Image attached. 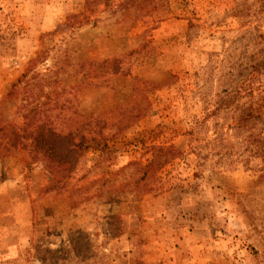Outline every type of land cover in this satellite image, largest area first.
I'll return each mask as SVG.
<instances>
[{
  "label": "rangeland",
  "instance_id": "rangeland-1",
  "mask_svg": "<svg viewBox=\"0 0 264 264\" xmlns=\"http://www.w3.org/2000/svg\"><path fill=\"white\" fill-rule=\"evenodd\" d=\"M134 3L0 0V264H264V4ZM33 107L70 170L9 146Z\"/></svg>",
  "mask_w": 264,
  "mask_h": 264
},
{
  "label": "trees",
  "instance_id": "trees-1",
  "mask_svg": "<svg viewBox=\"0 0 264 264\" xmlns=\"http://www.w3.org/2000/svg\"><path fill=\"white\" fill-rule=\"evenodd\" d=\"M150 3L151 0H135L134 4L138 10L150 5ZM258 3L264 4V0H258ZM236 13L239 14V10H236ZM251 39L256 41L255 49L251 54L252 62L250 66L255 77L256 75L264 74V38L262 34L257 33L252 35ZM253 110L255 109L253 108ZM252 119L256 122L258 117L252 116ZM2 129L0 128V133H2ZM259 135L257 133L254 136L256 144L254 153L256 155L263 153L261 144L264 142V138H260ZM4 136H6L9 146L12 148L16 145H20L23 148L26 147L31 157L34 160L45 161L50 171L63 167L65 171L70 170L79 152L78 145L72 142L70 136L55 132L49 125L47 118L35 107L25 112L23 115V125L19 130L16 131L11 128ZM86 146L84 144L83 149L87 148Z\"/></svg>",
  "mask_w": 264,
  "mask_h": 264
}]
</instances>
